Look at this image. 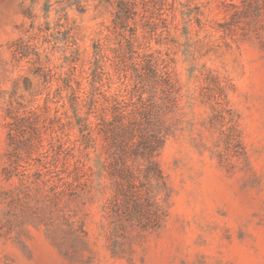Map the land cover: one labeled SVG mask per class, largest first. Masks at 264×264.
Returning <instances> with one entry per match:
<instances>
[{
  "label": "rangeland",
  "instance_id": "374dc122",
  "mask_svg": "<svg viewBox=\"0 0 264 264\" xmlns=\"http://www.w3.org/2000/svg\"><path fill=\"white\" fill-rule=\"evenodd\" d=\"M148 60L181 85L159 157L170 214L113 252L102 228L113 188L78 119L91 95L133 89ZM13 90L59 119L71 215L82 208L87 234L76 224H11L0 199V264H264V0H0V192Z\"/></svg>",
  "mask_w": 264,
  "mask_h": 264
},
{
  "label": "trees",
  "instance_id": "16d2710c",
  "mask_svg": "<svg viewBox=\"0 0 264 264\" xmlns=\"http://www.w3.org/2000/svg\"><path fill=\"white\" fill-rule=\"evenodd\" d=\"M37 71L45 82L50 81L47 70L39 67ZM180 92L174 71L148 60L133 89L114 96L91 95L85 103L86 115L78 119L84 148L100 151L113 188L102 223L113 252L125 251L158 232L169 217L172 193L159 157L172 134L168 116L178 108ZM58 121L49 115L48 107L26 104L12 91L2 164L9 186L2 188L0 199L8 208L11 224H76L79 232L87 234L82 208L78 206L71 215L70 150L59 133ZM91 182L89 175L73 193H86Z\"/></svg>",
  "mask_w": 264,
  "mask_h": 264
}]
</instances>
